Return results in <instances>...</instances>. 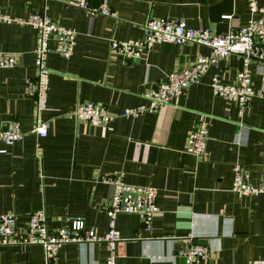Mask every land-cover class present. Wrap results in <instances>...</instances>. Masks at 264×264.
<instances>
[{"label":"crops","instance_id":"0c3cea01","mask_svg":"<svg viewBox=\"0 0 264 264\" xmlns=\"http://www.w3.org/2000/svg\"><path fill=\"white\" fill-rule=\"evenodd\" d=\"M102 0H88L98 6ZM114 17H90L85 11L47 0H0V11L26 19L45 14L76 33L66 59L49 41V80L45 138L32 133L35 104L25 95V83L35 78L37 31L28 25L0 23V51L17 55L18 66L0 69V129L16 120L24 133L7 146L0 141V215L16 217V238L30 214L44 210L53 232L72 219L85 230L103 236L109 229L106 203L112 187L101 177L123 176L134 186L157 190L160 212L145 232L136 215L121 214L114 228L121 235L115 264H185L178 256L183 238L208 247L202 264H254L264 260V194L239 197L231 191L233 165L248 170L254 184L264 178V100L253 98L241 113L234 103L215 95L211 78L234 83L242 60L222 59L192 85L177 103L136 118L123 117L127 108L145 106L143 94L174 71L192 65L195 44H160L139 62L110 54V41L140 39L149 19H183L188 28H208L214 34L236 31L251 15L248 0H106ZM264 6V0H257ZM225 17H228L225 19ZM251 86L258 93L263 65L249 63ZM78 101L103 105L112 115L105 126L77 120ZM208 127L203 159L184 151L194 125ZM103 243L67 244L54 264H102ZM38 245L0 246V264H43Z\"/></svg>","mask_w":264,"mask_h":264},{"label":"built area","instance_id":"2783aa9c","mask_svg":"<svg viewBox=\"0 0 264 264\" xmlns=\"http://www.w3.org/2000/svg\"><path fill=\"white\" fill-rule=\"evenodd\" d=\"M62 3L69 7L81 9L90 17L101 15L114 17L115 14L102 0L98 6H90L88 0H47ZM250 19L245 26L236 31L224 34H214L208 28H188L183 19H149L143 26L140 39L127 41L111 40L110 54L120 55L128 60H140L149 53L154 46L160 44L186 45L195 44L209 50L208 55L198 53L191 66L169 73L165 81L143 94L148 101L145 106L127 108L123 117L136 118L146 112L177 103L179 98L192 85L199 83L210 68L222 59L236 55L242 60V68L237 72L234 83H225L217 75L211 78L212 92L229 103H234L244 113L250 101L258 97L264 100V6H258L257 0H248ZM228 17H225V19ZM0 23H14L28 25L37 31L36 45L33 51L35 78L25 83V95L33 99L35 104L34 126L32 133L36 137L45 138L48 125L42 119L46 110L49 68L47 57L50 52L49 41L54 38L55 51L68 59L73 53L76 33L73 29L58 25L45 14L32 13L26 19L11 17L0 11ZM253 60L263 65L260 91L256 93L251 86V72L249 63ZM18 66L17 55L12 52L0 51V69H12ZM74 117L92 126H105L112 120L107 109L95 102L78 101L73 113ZM23 131L18 121L13 120L2 125L0 141L7 146L14 145L23 138ZM208 127L203 121L197 122L189 132L184 151L190 155L204 158ZM102 183L112 187L110 199L106 203V216L109 229L103 236L94 231L85 230L82 219H72L67 224L53 232L46 226L44 210L29 215L26 226L22 229L21 239L16 235V217L12 213L0 215V246L38 245L44 251L43 264H54L57 253L67 244L103 243L107 256L102 264H115L117 245L123 239L115 230V220L118 215H136L140 218L143 230L150 232L154 217L160 212L156 202L157 190L150 186H134L124 182L120 174L116 177H101ZM231 191L239 197H251L264 194V178L258 184L251 180L247 169L236 163L233 165V180ZM184 248L178 256L185 264H202L210 255L208 247L194 242L192 236L182 239ZM254 264H264V260Z\"/></svg>","mask_w":264,"mask_h":264},{"label":"water","instance_id":"95a60500","mask_svg":"<svg viewBox=\"0 0 264 264\" xmlns=\"http://www.w3.org/2000/svg\"><path fill=\"white\" fill-rule=\"evenodd\" d=\"M137 62H139L140 60L138 59V60H136Z\"/></svg>","mask_w":264,"mask_h":264}]
</instances>
